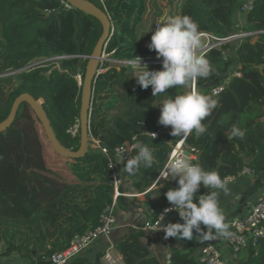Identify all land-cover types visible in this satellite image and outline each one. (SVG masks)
I'll return each instance as SVG.
<instances>
[{
	"label": "trees",
	"instance_id": "obj_1",
	"mask_svg": "<svg viewBox=\"0 0 264 264\" xmlns=\"http://www.w3.org/2000/svg\"><path fill=\"white\" fill-rule=\"evenodd\" d=\"M91 1L111 18L113 33L106 51L113 52L112 58L128 61L140 54L156 53L141 45L137 37L145 0ZM244 2L186 0L180 15H189L200 32L223 37L241 27L237 20ZM243 19L244 29L264 30V0H256ZM102 30L97 18L75 7L66 8L61 0H0V122L21 93H31L42 100L59 141L77 150L80 135L73 137L69 130L80 119L82 85L77 76L84 79L88 61L81 56L91 55ZM223 48L230 49L229 58L224 59L221 49L208 51L204 56L213 70L208 77L196 80L197 91L211 95L217 107L203 121L207 131L187 138L188 144L202 150L204 170L215 171L217 159L223 154L227 165L217 171L222 178L244 166L240 153L250 157L253 168L259 169L264 161L247 141L227 138L233 125L241 126L244 112L254 111L255 117L264 113V32L255 41L247 39L238 46ZM52 57H60L58 67L53 63L24 69L33 60ZM238 66L242 76L231 78L229 86L214 96L212 88ZM103 68L106 70L94 83L90 136L100 140L112 155L133 135L153 150L154 167L141 166L121 185L123 192H143L152 186L177 140L172 135L160 139L146 135L161 126L156 104L189 91L192 82L152 96L151 86L141 88L129 65L118 69L106 63ZM148 68L161 70L162 63ZM108 162V156L99 149L90 148L84 157L76 159L57 153L33 109L22 103L13 124L0 133V256L17 252L32 264H50L49 257L65 249L74 234L96 225L102 210L113 201ZM117 166L124 168L123 163ZM177 186L175 179H169L164 188L147 193L148 197L155 196L156 212L169 204L164 193ZM205 191L201 186L197 195ZM145 237V232L132 229L116 243L126 264H160L150 255ZM249 249L244 264H264V239L257 248L250 245ZM101 255L98 252L91 260L80 254L70 264H103ZM172 256V264H203L189 254L173 252Z\"/></svg>",
	"mask_w": 264,
	"mask_h": 264
},
{
	"label": "clouds",
	"instance_id": "obj_2",
	"mask_svg": "<svg viewBox=\"0 0 264 264\" xmlns=\"http://www.w3.org/2000/svg\"><path fill=\"white\" fill-rule=\"evenodd\" d=\"M157 25L152 31L148 47L156 52L158 59L162 58V69L150 70L139 59L132 76L141 88L151 86L152 96H160L169 88L188 86L210 75L213 69L200 52L204 45L196 21L189 15H175L164 18ZM217 103L211 95L190 89L156 104L160 107L158 123L165 127L171 126L170 134L173 137L183 139L193 133L201 136L207 131L203 121L211 115ZM244 136L245 130L236 125L227 133L230 140ZM133 147L136 149L135 156L121 159L124 172L129 176L135 175L141 166L152 169L155 163L151 148L140 143ZM160 178L177 181V187L169 188L164 193L171 205L165 212L175 210L183 221L160 223L157 229L164 231L165 239L174 237L181 241L191 240L194 238V230L196 236L203 240L232 238L233 232L230 231V224L225 222L219 202L220 192L225 195L230 192L227 179L222 178L217 171L204 170L187 155L178 152L171 154L166 166L160 171ZM201 186L211 191L197 195Z\"/></svg>",
	"mask_w": 264,
	"mask_h": 264
},
{
	"label": "built area",
	"instance_id": "obj_3",
	"mask_svg": "<svg viewBox=\"0 0 264 264\" xmlns=\"http://www.w3.org/2000/svg\"><path fill=\"white\" fill-rule=\"evenodd\" d=\"M66 8H73L71 4H69L65 0H61ZM256 0H246L238 14V24H240V28L235 32L219 37L214 35L212 32L201 31L202 40H203V48L200 50L201 54H205L208 51L218 48L222 50V54L224 59L229 58L230 49H224L223 47L226 45L229 46H238L243 41L247 39L258 38V36L264 32V30H246L244 29V19L243 14L245 12L253 9ZM160 23V22H159ZM158 26V25H157ZM150 43V41H148ZM148 47V45H146ZM113 52L105 51V57L103 59V66L106 63L112 62L114 59L112 58ZM60 57H52V58H44V59H36L30 62L24 69L35 68L37 66H43L47 61L55 60L58 61ZM140 59L141 64H147V66L151 64H160L162 58L158 59L156 53L153 54H140L136 56L133 60L128 61H119L114 60L116 62L122 63V65H129L133 70L135 67H138V60ZM100 68V71H105L106 69ZM121 66V65H120ZM135 66V67H134ZM119 69V67H117ZM242 71L240 70V66L235 67L231 70L228 77L222 80L219 84L215 85L212 88V94L214 96L223 92L230 84L231 78L233 77H241ZM78 77V76H77ZM79 78H82L79 75ZM81 83V82H80ZM191 89L197 90L196 80L192 82ZM69 132L73 137L80 135V125L79 122L76 123ZM171 126H163L161 125L157 130L147 131L146 135L152 139H160L162 136L171 135ZM187 138L181 139L177 137L176 142L172 145L170 152L168 153V158L165 161L162 169L166 166L168 159L171 158V154L174 152H178L184 155H187L193 162L199 163L198 147L194 145H190L187 142ZM139 143L138 136L133 135L130 140H127L122 145L118 146L113 155L109 152V150L102 146L100 140L90 136V148L99 149L102 153L108 156V168L110 171L109 177L111 179L113 185V201L111 204L106 206L99 215V220L96 225L87 228L84 232H79L74 234L72 237L70 244L63 250L53 253L49 257L50 264H70L71 260L82 254L85 250H87L93 243H95L100 238H104L106 242V247L102 254V261L104 264H126L125 255L122 251L117 248L116 241L113 238V231L119 225V218L117 214V205L118 199L120 197H139L144 193L150 191L154 187H158V185L166 181L160 178V172L158 173L156 179L154 180L152 186L143 192L138 193H129L123 192L121 190V185L123 183V178L120 175V171L118 169L117 164L122 163L121 159L123 157L131 158L135 156L136 149L133 147L135 144ZM255 169L249 165V162H246L244 166L235 174H229L224 178L230 182L237 180L239 177L245 175H254ZM170 179V178H169ZM171 205L163 206L155 219L146 221L142 226L131 225L134 228H141L145 231L149 236H154V231L158 230L157 226L164 221L165 217L174 212L175 210L165 212L166 209L170 208ZM164 216V219H163ZM163 219V220H162ZM230 224V231L233 232V236L230 239H225L226 247L228 248L227 253L223 252L218 246L212 243H207L202 247L201 253L199 255V261L203 264H229L230 258L233 261H239L240 253L250 247L252 245L254 248H257L262 239H264V197L259 198L255 203L251 206L250 213L238 220H232L228 222ZM172 253L167 252L165 254V264H172Z\"/></svg>",
	"mask_w": 264,
	"mask_h": 264
},
{
	"label": "crops",
	"instance_id": "obj_4",
	"mask_svg": "<svg viewBox=\"0 0 264 264\" xmlns=\"http://www.w3.org/2000/svg\"><path fill=\"white\" fill-rule=\"evenodd\" d=\"M243 1L246 0H241V2ZM184 2L181 3L182 4L181 9L178 15L181 14V10ZM236 19H237V14L235 16V20ZM137 36L139 39L138 31H137ZM257 39L258 38H254L253 41ZM140 44L144 45L143 43ZM261 68L262 67H260V69ZM262 109L264 111V104L262 105ZM158 114L160 116L159 105H158ZM242 117L243 119L242 122L240 123L241 126L239 127L245 130V136L240 139L243 142L247 141V144H249L250 146H254L256 154H261V156H264V113L261 117H255L254 111L253 112L247 111L243 113ZM236 148L237 149L239 148L237 143H236ZM240 155L243 158L244 164H246V162L251 161L250 157L244 155L243 153H240ZM222 161L223 162L222 164H220V167L227 165V162L224 159L223 154H222ZM254 169H255L254 175H245L239 177L237 180L233 182H230L228 184V187L230 189L229 194L225 195L223 192H220L219 202H220V207L222 208V211L224 213L226 223L232 220H238L246 217L251 211L252 204L255 203V201H257L259 198L264 197V161L261 163L259 169L256 168ZM119 171L123 180L128 181L129 175H127L124 172V168H120ZM163 182H161L158 185V187L164 188L166 185H162ZM250 188H252L251 191L246 193ZM209 191L211 190L206 189L205 192H209ZM148 192L144 193L143 195H140L139 197H124L118 203L117 214L119 218V225L113 231V238L116 241V243L120 242L125 237H127V235L131 232L132 229L143 231L141 228L138 227L134 228L131 225H137L140 227L146 221L153 220L156 218L159 211L156 212L153 206L155 196L148 197L147 196ZM169 222L175 223V222H183V221L180 218L178 212L174 211L165 217L162 224H167ZM201 227L205 231L207 230L203 225ZM145 234L146 237L144 238V243L148 247L150 255L152 257H155L160 264H165V254L167 252H171V253L178 252L181 254H189L190 256H193L195 259L198 260L202 247L207 243L215 244L225 253H227L228 251V248L226 247L225 239L216 238L210 240H203L201 237L196 236L197 234L195 233V230H194L193 239L191 240L185 239L182 241L177 240L174 237H168L167 239H165V233L163 230L154 231L153 237L149 236L146 232ZM105 247H106L105 239L100 238L95 243H93L87 250H85L81 255L92 260L98 254V252H100V254H103ZM249 253H250L249 248L244 250L241 253L239 257V261L236 262V264H244L247 258L249 257ZM101 261H102V255H101Z\"/></svg>",
	"mask_w": 264,
	"mask_h": 264
},
{
	"label": "water",
	"instance_id": "obj_5",
	"mask_svg": "<svg viewBox=\"0 0 264 264\" xmlns=\"http://www.w3.org/2000/svg\"><path fill=\"white\" fill-rule=\"evenodd\" d=\"M73 7L78 8L87 14H90L97 18L102 24L103 30L99 37L93 52L89 56H81L87 58V64L84 74V79L80 83L82 85L81 93V105H80V142L79 148L77 150L69 149L65 147L57 138L56 133L53 129L51 121L48 114L43 106V102L40 99H36L31 93L24 92L21 93L13 102L10 113L8 116L0 122V133L5 132L14 122L19 107L22 103L26 102L35 112L36 116L39 118L43 129L45 131L46 137L50 142L52 148L62 156L69 158H81L84 157L90 149V111L92 107L93 89L94 83L101 73L100 68L103 66V59L105 57L104 52L107 49L109 40L113 33L112 21L110 16L106 11L97 6L91 0H65ZM202 156V150H199L198 159L199 165L202 167L200 160ZM222 154L217 159L216 170L219 169L220 164H222ZM162 185H166L163 182ZM250 188L246 193L251 191Z\"/></svg>",
	"mask_w": 264,
	"mask_h": 264
},
{
	"label": "rangeland",
	"instance_id": "obj_6",
	"mask_svg": "<svg viewBox=\"0 0 264 264\" xmlns=\"http://www.w3.org/2000/svg\"><path fill=\"white\" fill-rule=\"evenodd\" d=\"M184 1L185 0H145L146 8L143 15L144 20L142 19V21L137 26V31L139 33L138 41L140 43H143L144 44L143 46L149 45L148 41L151 40L152 31L155 30L157 24L168 16L172 17L178 15L181 9V5H182L181 3H183ZM114 60L112 62L110 61L109 64L120 68L122 66V63L116 62ZM53 63L55 64V67L59 66L58 61L55 60L47 61L44 66H48ZM10 73L11 72H9L8 74ZM77 78L79 83L82 82V78H79V76ZM15 83L16 80H14L13 84ZM239 255H241V253ZM0 264H32V263L30 262L29 259L15 252L9 256H0ZM229 264H236V261H233L230 258Z\"/></svg>",
	"mask_w": 264,
	"mask_h": 264
}]
</instances>
